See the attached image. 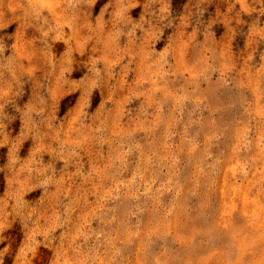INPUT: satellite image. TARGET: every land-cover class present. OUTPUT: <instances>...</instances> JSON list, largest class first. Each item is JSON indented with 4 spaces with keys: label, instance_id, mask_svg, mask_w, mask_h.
Here are the masks:
<instances>
[{
    "label": "clouds",
    "instance_id": "obj_1",
    "mask_svg": "<svg viewBox=\"0 0 264 264\" xmlns=\"http://www.w3.org/2000/svg\"><path fill=\"white\" fill-rule=\"evenodd\" d=\"M213 5L0 0V245L19 225L15 264H30L40 246L55 248V264H126L149 207L182 188L184 157L190 167L234 138V178L264 163V0H235L224 20L212 19ZM221 92L235 98L226 121L211 106ZM92 185L94 194L81 191ZM11 255L0 250V264ZM142 256L169 264L149 245Z\"/></svg>",
    "mask_w": 264,
    "mask_h": 264
},
{
    "label": "rangeland",
    "instance_id": "obj_2",
    "mask_svg": "<svg viewBox=\"0 0 264 264\" xmlns=\"http://www.w3.org/2000/svg\"><path fill=\"white\" fill-rule=\"evenodd\" d=\"M234 2L214 0L212 19L224 20L230 15L228 8ZM174 3L180 7L187 5L188 0H174ZM238 11L237 4L234 13ZM20 27L14 25L13 32L18 33ZM222 31V43L226 44L229 33L227 28ZM57 49L62 54L64 46L57 45ZM248 51L246 36L245 56ZM31 52H35L38 66L43 69V53L39 45L30 48ZM243 72L241 61L237 65V75L240 81L247 83ZM78 102V95L69 96L64 100V107H75ZM234 103V97L221 92L215 96L211 106L217 110L218 117L226 121L233 114ZM114 131L118 132L119 128L114 127ZM234 144L233 138L221 141L219 146L208 147L207 152L211 155L205 159L198 154L190 167L185 166L188 158L184 157L179 165L182 188L165 195L162 208L149 207L143 218L141 238L133 248L125 250L126 264H144L142 250L146 245H149L151 253H163L169 264H264V163L258 164L248 179L237 180L232 175ZM3 152L6 149L0 150V154ZM217 158L221 163H216ZM81 191L94 194L96 186H86ZM4 193L5 185L0 182V197ZM7 235L8 239L0 245V250L10 245L12 255L6 264H15L26 236L19 225H14ZM212 235L217 237L212 245L203 243ZM189 243L199 247L190 250ZM55 260V248L44 246H40L34 257H29L30 264H55Z\"/></svg>",
    "mask_w": 264,
    "mask_h": 264
}]
</instances>
